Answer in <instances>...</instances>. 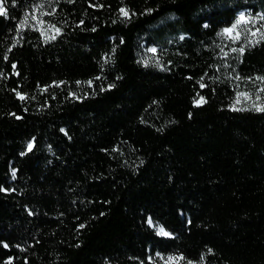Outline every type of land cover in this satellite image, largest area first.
Returning a JSON list of instances; mask_svg holds the SVG:
<instances>
[{"label": "trees", "instance_id": "trees-1", "mask_svg": "<svg viewBox=\"0 0 264 264\" xmlns=\"http://www.w3.org/2000/svg\"><path fill=\"white\" fill-rule=\"evenodd\" d=\"M3 7L0 264H264V0Z\"/></svg>", "mask_w": 264, "mask_h": 264}, {"label": "rangeland", "instance_id": "rangeland-1", "mask_svg": "<svg viewBox=\"0 0 264 264\" xmlns=\"http://www.w3.org/2000/svg\"><path fill=\"white\" fill-rule=\"evenodd\" d=\"M243 16V20H240V17ZM235 27L230 26L225 29H231V32H225L224 29V41L220 47L225 46L228 49L234 48L236 43L240 38L244 39V43L248 41H255L259 39H264V14L259 13L258 15H245L242 11L238 14V20ZM154 50V51H153ZM141 59L145 63L158 64L160 65L161 60L159 53L156 50V46L151 45L146 47L142 54ZM201 100L199 98L197 101ZM235 106H244V105H255L257 107L264 106V95L263 93H254V92H240L237 94L236 98L233 101ZM156 230L160 232L161 226H155ZM164 230V229H163ZM164 232H166L164 230ZM166 264H200L198 261H189L186 262L183 259L175 255H169L165 259Z\"/></svg>", "mask_w": 264, "mask_h": 264}, {"label": "snow or ice", "instance_id": "snow-or-ice-1", "mask_svg": "<svg viewBox=\"0 0 264 264\" xmlns=\"http://www.w3.org/2000/svg\"><path fill=\"white\" fill-rule=\"evenodd\" d=\"M3 14H5V9L3 7V0H0V15H3ZM125 15H127V13H125ZM243 19H244L243 16H241L240 20L242 21ZM231 31H232L231 29H225V32H231ZM240 51H243V49H240ZM149 223H151V220H149ZM160 232L162 235H168V233L164 232L163 228L160 229Z\"/></svg>", "mask_w": 264, "mask_h": 264}]
</instances>
